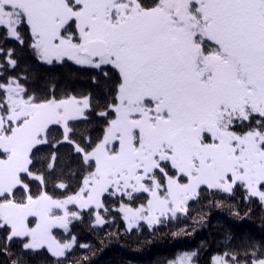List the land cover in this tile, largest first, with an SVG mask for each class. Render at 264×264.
<instances>
[{
  "label": "snow or ice",
  "instance_id": "1",
  "mask_svg": "<svg viewBox=\"0 0 264 264\" xmlns=\"http://www.w3.org/2000/svg\"><path fill=\"white\" fill-rule=\"evenodd\" d=\"M237 193L264 210V0H0V264H88L78 226ZM209 264H264V243Z\"/></svg>",
  "mask_w": 264,
  "mask_h": 264
},
{
  "label": "trees",
  "instance_id": "2",
  "mask_svg": "<svg viewBox=\"0 0 264 264\" xmlns=\"http://www.w3.org/2000/svg\"><path fill=\"white\" fill-rule=\"evenodd\" d=\"M71 73V68L57 69L71 87L91 86L86 76ZM209 199L194 205L190 217L155 229L145 224L129 232L119 217L103 227L78 226L75 233L80 243L90 245V249H78L73 259L87 256L88 264H168L180 254L196 252L198 264H209L213 255L240 250L251 242L264 243V210L259 204L246 203L240 193L222 207L209 204ZM233 210L240 215H233ZM49 261L47 254L30 258V264Z\"/></svg>",
  "mask_w": 264,
  "mask_h": 264
}]
</instances>
